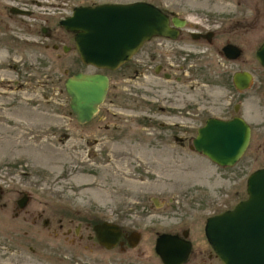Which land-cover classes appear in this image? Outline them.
Segmentation results:
<instances>
[{
	"label": "rangeland",
	"instance_id": "1",
	"mask_svg": "<svg viewBox=\"0 0 264 264\" xmlns=\"http://www.w3.org/2000/svg\"><path fill=\"white\" fill-rule=\"evenodd\" d=\"M136 1L193 21L228 20L235 15L228 12L233 8L232 0H0V184L10 191L20 188L55 197V202L63 196L66 203L80 206L83 212L91 205L99 218L120 221L125 217L124 222L137 223L139 227L201 228L208 217L245 195L246 178L259 166L220 167L186 145V139L195 137L206 118L233 115V100L222 97L232 89L224 84L226 89L222 90L220 82L222 75L231 74L233 65L226 62L222 67V58L215 52L192 57L177 53L182 60L184 56L189 58L192 67L170 71L169 78L163 72L153 73L148 65L138 77L126 79L129 75H120L123 70L113 75L112 93L116 97L108 107L115 113L114 126L125 127V119L129 118L137 124L130 127H142L137 121L146 106L138 108V103L145 97V102L160 104L171 113L170 117L161 116L162 137L165 128L176 123V131H181L178 134L185 139L184 147L171 137L156 149L123 151L125 141H115L114 160L120 154L125 157L106 165L96 162L105 159L104 154L96 152L92 142L86 143L96 136L100 121L81 125L70 114L65 79L78 71L94 73L95 69L80 62L71 32L59 22L70 16L76 6ZM11 8L27 14H18ZM263 35L264 24L257 32L258 39ZM63 45L71 49L64 53ZM135 58L133 63H137ZM128 112L137 115L128 116ZM134 160H140L141 165ZM140 191H145L147 213L142 203H136L141 201ZM170 199L174 206L172 202L169 207L160 205ZM110 205L114 207L112 215L107 210ZM3 241L0 237V245H4ZM5 255L9 261L11 254L0 249V256Z\"/></svg>",
	"mask_w": 264,
	"mask_h": 264
},
{
	"label": "flooded vegetation",
	"instance_id": "2",
	"mask_svg": "<svg viewBox=\"0 0 264 264\" xmlns=\"http://www.w3.org/2000/svg\"><path fill=\"white\" fill-rule=\"evenodd\" d=\"M230 4L233 8L228 12L235 13L234 17H229L228 20L225 17L220 18L219 21H193L191 17L184 18L176 12L159 7L167 15L168 25L175 30L174 37H151L127 62L116 69L87 66L94 68V73L107 76V93L89 121L81 123L74 113L70 114L81 125L96 120L101 122L97 123L95 128L96 136L86 140V143L92 142L90 145L96 152L105 156V159L96 162L106 165L114 161L120 162L125 155H117L114 160L112 153L114 142L120 140L126 143L123 151L156 149L162 141H169L171 137L178 146H185L184 137L178 134L181 131L175 129L176 123L173 124L174 127H171V124L166 127L162 137L161 116L170 117L171 113H167L166 108L160 104L145 102V97L138 103V108L146 106L139 112V122L137 121L142 127H130L137 124H134L135 119L129 118L125 119V127L114 126L115 113L109 111L108 104H112L116 97L114 92L112 93L115 73L123 70L120 75H129L126 79H130L140 76L149 66L153 73L163 72L162 75L169 78L170 71H183L192 67L188 63L189 58L185 56H207L215 52L222 58V67L227 65L226 62L233 65L230 75L220 77L223 84L221 89L225 91L224 84H228L232 89L222 97L229 96L233 100V115L221 119L241 118L250 130L247 147L235 165H240L241 169L259 165L249 172L247 178L255 170L264 169V64L260 63L257 57L259 47L264 42V35L260 39L257 36L260 25L263 27L264 24H261L264 22V0H232ZM47 32L46 29L45 33ZM71 34L74 44L75 35L73 32ZM218 40H221L220 44L216 43ZM52 47L57 49L58 46ZM61 49L65 53L71 47L67 49L63 45ZM177 53L185 55L184 60ZM136 56L137 63H133ZM103 104H106V107H103ZM175 111L182 112L178 109ZM126 115L137 114L128 112ZM193 139L194 137L186 139V145L191 150L194 149ZM136 163L141 165L140 160ZM65 179L66 177H62V180ZM246 181L245 195L221 212L232 209L247 198ZM111 184L113 185V182ZM112 190L111 187V195L114 191ZM139 198L141 201L136 203H142L141 207L145 209V191H140ZM54 200L55 197L20 188L10 191L0 184V237L4 239V245H0V249L11 254L9 261L5 260L9 256H0V264H223L206 237L205 224L204 227H196L197 229L181 225L139 227L137 223L124 222L125 217L120 221L108 217L99 218L93 213L95 210L91 209V205L83 212L80 206L66 203L63 196L57 197L58 202ZM171 202L174 206L173 199L160 205L169 207ZM178 205L175 204L179 208ZM113 209L112 205L107 208L111 215ZM144 211L147 213L148 209ZM105 223L111 227H98Z\"/></svg>",
	"mask_w": 264,
	"mask_h": 264
},
{
	"label": "water",
	"instance_id": "3",
	"mask_svg": "<svg viewBox=\"0 0 264 264\" xmlns=\"http://www.w3.org/2000/svg\"><path fill=\"white\" fill-rule=\"evenodd\" d=\"M11 11L27 14L21 9ZM60 24L75 34L80 61L97 69L118 68L153 36H175L167 15L145 1L76 6ZM257 57L264 64V42ZM108 84L103 73L77 72L66 78L69 106L79 122L89 121L97 112ZM249 136L241 118L209 117L197 129L193 148L218 166L232 167L244 153ZM246 193L247 198L232 209L206 220V237L223 264H264V169L249 175Z\"/></svg>",
	"mask_w": 264,
	"mask_h": 264
},
{
	"label": "bare ground",
	"instance_id": "4",
	"mask_svg": "<svg viewBox=\"0 0 264 264\" xmlns=\"http://www.w3.org/2000/svg\"><path fill=\"white\" fill-rule=\"evenodd\" d=\"M75 41V40H74ZM229 52V51H228ZM98 227H111L110 225H108V223H105L104 225L101 224V226H98ZM240 235H241V232L240 230L238 231L237 230V237L240 238ZM108 236H109V233H108ZM237 243V242H236Z\"/></svg>",
	"mask_w": 264,
	"mask_h": 264
}]
</instances>
